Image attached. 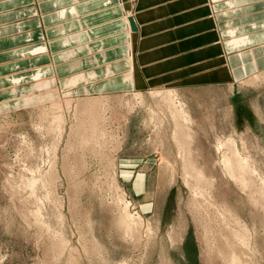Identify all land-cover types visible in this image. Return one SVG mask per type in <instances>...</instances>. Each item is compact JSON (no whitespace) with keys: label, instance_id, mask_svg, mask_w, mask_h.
Segmentation results:
<instances>
[{"label":"rangeland","instance_id":"obj_1","mask_svg":"<svg viewBox=\"0 0 264 264\" xmlns=\"http://www.w3.org/2000/svg\"><path fill=\"white\" fill-rule=\"evenodd\" d=\"M186 85L177 87V99L190 116L187 139L176 138L175 116L152 95L158 89L107 95L19 81L3 90L0 264H227L209 247V231L223 228L217 212L209 220L188 206L182 141L211 181L208 204L214 199L241 220L251 264H264V68L237 81ZM229 139L258 175L251 191L222 167L230 149L217 146ZM119 193L143 218L130 233L115 203Z\"/></svg>","mask_w":264,"mask_h":264},{"label":"crops","instance_id":"obj_2","mask_svg":"<svg viewBox=\"0 0 264 264\" xmlns=\"http://www.w3.org/2000/svg\"><path fill=\"white\" fill-rule=\"evenodd\" d=\"M262 68L264 0H0V93L177 91Z\"/></svg>","mask_w":264,"mask_h":264},{"label":"bare ground","instance_id":"obj_3","mask_svg":"<svg viewBox=\"0 0 264 264\" xmlns=\"http://www.w3.org/2000/svg\"><path fill=\"white\" fill-rule=\"evenodd\" d=\"M155 94H158L159 97L162 98V101L167 103L168 106L167 111H171L175 116L176 122L178 123L176 126L177 130L175 132L176 138L178 139L189 138V133L186 132V130L189 127L188 119L190 116L184 106L185 104L182 101L181 103L177 99V97L179 98L178 92L172 89H166V90L158 89L155 92H152V95ZM138 95L141 94L138 93ZM86 103H89V101H86ZM89 111L92 112L94 118L98 117V120L104 118V116L99 112L97 116H95L96 112L94 113L93 112L94 110L89 109ZM55 121L57 122L56 131H58L61 134V128H62L61 116L55 115ZM90 123H91L90 124L91 131L95 133L97 130L95 125L96 121L91 120ZM188 144H189L188 141H182L177 143V145H181L177 153H179L178 157H180L179 160L182 163L183 180L190 192V197L188 199V206H190V208L192 207L193 209H195L196 212L197 211L204 212L207 215L209 214V211L211 209H214V211L217 212L218 223L223 225V228H221L219 231L217 230L209 231V233L211 234V235L208 234V236L209 235L211 236L208 240L209 247L213 252L216 251L220 255V258L225 260L227 264H251L250 262L251 252L248 248V245L247 244L245 245L246 238H248L249 235L245 225L241 223V220H236V219L233 220L231 213L224 208H219L218 204L215 202L214 199H212L211 204H208L212 198V194L210 193L211 181L206 178L202 169H200L199 166L195 164L193 158H191ZM223 147H227V149L228 148L230 149L229 152L230 155L226 154L225 152V155L222 156L221 159L222 167L224 168L225 173H227L228 176L233 181H235L236 184L242 190L247 189L251 191L252 185L254 183V179H256L258 175L251 166L248 158L243 156L241 152H239V150L235 147L234 142L231 139H229L228 142L225 143L220 142L217 146V150L218 149L221 150ZM253 195L255 194L253 193ZM207 197L208 200L207 201L204 200L207 199ZM115 203L119 207V210L121 212L120 221L124 226L125 230L128 233H130L133 232L135 229L140 228V224L142 223L143 218L138 213H133V214L130 213L129 210L130 203L124 198L122 194L119 193L118 196L115 197ZM256 204L257 203H255V205ZM208 216H209V220L214 218L210 215ZM228 221H229V225H228ZM231 223L233 224L235 223L237 225V229H233ZM240 249L242 250L240 251Z\"/></svg>","mask_w":264,"mask_h":264},{"label":"water","instance_id":"obj_4","mask_svg":"<svg viewBox=\"0 0 264 264\" xmlns=\"http://www.w3.org/2000/svg\"><path fill=\"white\" fill-rule=\"evenodd\" d=\"M129 23H130V27H131V29L134 30V29H135V25H134V23H133L132 18H129Z\"/></svg>","mask_w":264,"mask_h":264}]
</instances>
